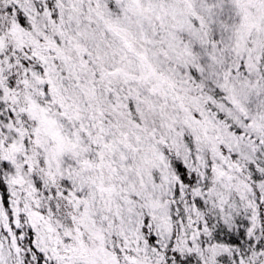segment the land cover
<instances>
[{
    "label": "snow or ice",
    "instance_id": "6c2138e0",
    "mask_svg": "<svg viewBox=\"0 0 264 264\" xmlns=\"http://www.w3.org/2000/svg\"><path fill=\"white\" fill-rule=\"evenodd\" d=\"M0 264H264V0H0Z\"/></svg>",
    "mask_w": 264,
    "mask_h": 264
}]
</instances>
